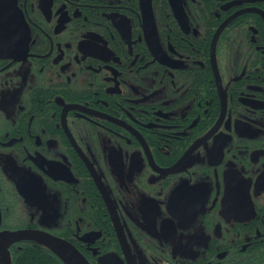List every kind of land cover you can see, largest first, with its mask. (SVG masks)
<instances>
[{"label":"flooded vegetation","instance_id":"af4514ba","mask_svg":"<svg viewBox=\"0 0 264 264\" xmlns=\"http://www.w3.org/2000/svg\"><path fill=\"white\" fill-rule=\"evenodd\" d=\"M0 264H264V0H0Z\"/></svg>","mask_w":264,"mask_h":264},{"label":"water","instance_id":"95a60500","mask_svg":"<svg viewBox=\"0 0 264 264\" xmlns=\"http://www.w3.org/2000/svg\"><path fill=\"white\" fill-rule=\"evenodd\" d=\"M56 249L59 251V253L64 256V255H68V249L65 245L59 243H56Z\"/></svg>","mask_w":264,"mask_h":264}]
</instances>
